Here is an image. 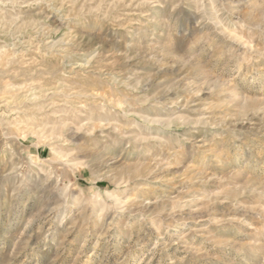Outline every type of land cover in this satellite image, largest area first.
Here are the masks:
<instances>
[{"label":"rangeland","instance_id":"rangeland-1","mask_svg":"<svg viewBox=\"0 0 264 264\" xmlns=\"http://www.w3.org/2000/svg\"><path fill=\"white\" fill-rule=\"evenodd\" d=\"M0 264H264V0H0Z\"/></svg>","mask_w":264,"mask_h":264}]
</instances>
